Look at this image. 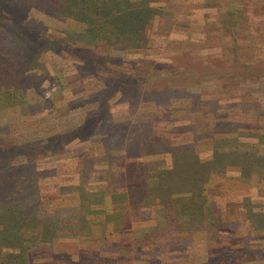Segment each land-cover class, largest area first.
<instances>
[{
	"label": "trees",
	"instance_id": "trees-1",
	"mask_svg": "<svg viewBox=\"0 0 264 264\" xmlns=\"http://www.w3.org/2000/svg\"><path fill=\"white\" fill-rule=\"evenodd\" d=\"M32 7L61 19H88L86 22L79 20L85 25L82 30L69 26L68 33L64 34L69 39L61 43H67L65 45L71 47L72 54L82 47L79 44H83L81 36L86 37L89 45V40L101 37L110 45L118 39L131 46L130 50L140 51L146 44L144 36L149 19L156 12L149 7L147 0H135V3L133 0H0V110L28 100L29 88L35 87L40 94H45L55 78L49 68L37 61L48 42L57 43L59 38L53 36L49 26L31 14ZM72 57L73 64H76L75 57L78 56ZM188 58L187 55L184 59L173 58L152 70L145 68L148 60L135 61L142 68H135V63L127 65L130 70L122 72L126 78L138 82L135 89L130 88L132 86L125 79L117 83H97L105 95L109 93L108 98L90 100L86 96L85 102L91 106L83 123L73 125L69 130H57L56 124L47 122L49 118L45 117L47 114L44 111L42 116L28 123V133L15 136L12 133L17 130L13 128L14 124L0 127V264H34L37 252L44 249L45 252L39 255L48 254L52 259L54 256L55 263L60 260L65 264H117L119 255H131L134 264H166L170 246L157 248L151 235L144 238L135 236L134 222L151 219L158 223L173 222L177 234L174 233L172 240L176 246L183 240L193 243V238L198 235L197 239L203 238L209 243L222 233H233L238 229L237 222L227 219L231 216L229 210L218 208L211 196L216 188H221L219 183L230 171L228 167L238 170V174L232 176L235 180L248 184L253 173L258 172L261 175L258 191L260 196H264V152L258 143L252 142V137H258V141L264 139V134L259 135L263 130L258 127L259 123H236L215 108L210 111L212 115L209 117L192 118L182 124L161 125L159 120L152 122L154 117L150 118V112L156 107L151 106L149 113L143 110L126 129L107 126L108 132L103 137L110 151L105 153L106 162L102 166H97L95 159L86 153L65 155L70 141L81 137L76 130L84 128L93 114H103L94 127H100L111 119L112 109L108 102L111 90L112 94L122 92V97L128 99H133L135 95L140 99L145 88L164 84L171 85L175 93L185 92L190 80L200 79L206 74L202 70L205 68L201 62L203 59L191 60L194 61L191 65L186 63ZM80 63L85 64L83 68L93 66L102 74L117 71L113 65L109 66L110 60L81 57ZM61 69L60 78L66 72H73L72 80L79 78L80 74L84 82L83 72H77L76 68ZM143 71L149 77L146 83L141 77ZM63 82L51 104L46 100L45 105H50V111L63 108L65 110L61 113L68 115L76 104L58 101L57 96L65 87ZM89 86L92 83L88 82ZM257 101L255 103L259 107L260 99ZM177 102L182 106L174 110L172 105ZM198 103L201 99L193 95L189 99H173L167 105L174 112L184 109L192 114L201 111ZM240 109L245 113L251 111L252 102H242ZM69 134L74 136L68 140ZM206 143L210 144L212 154L203 158L199 147ZM260 144L264 141L261 140ZM154 154H165L170 157V162L167 157L153 159L151 156ZM117 159H124L126 167L129 166V174L123 184L113 171ZM85 165L86 180L80 184L84 174L81 166ZM44 172L59 175L60 179H75L73 181L79 186L74 189L80 187L85 196H75V204L66 206L62 201L67 191L73 189L61 180L43 183L41 176ZM71 194H77V191ZM242 205L241 210L245 211L249 225L252 226L255 219L264 222V202L258 205L259 210L255 212L250 197H245ZM89 210L97 212L92 216L91 225L83 228L73 223L55 226L64 214L75 215L76 212L86 213ZM92 225L98 229L100 238L97 240L93 239ZM54 227L56 230L60 228L58 232L62 230V235L86 238L84 243L87 244L92 242L88 241L90 237L95 247L87 245L81 252L57 250L53 244ZM254 229L247 228V233L259 234V230L264 228ZM79 254L82 255L79 257ZM85 255L88 256L81 257ZM243 255L246 254L235 247H230L227 253L230 259L239 260Z\"/></svg>",
	"mask_w": 264,
	"mask_h": 264
},
{
	"label": "rangeland",
	"instance_id": "rangeland-1",
	"mask_svg": "<svg viewBox=\"0 0 264 264\" xmlns=\"http://www.w3.org/2000/svg\"><path fill=\"white\" fill-rule=\"evenodd\" d=\"M133 2L135 3V0ZM147 3L156 12L155 14L153 13L154 17L152 16L149 19L146 37L144 36L146 44L143 49L140 51L130 50L131 46L129 47L126 43L118 41V39L113 40L116 41L114 45H110L107 40L101 37L96 38L95 41L89 40V45L86 37L81 36L83 44H79L82 47L79 51L76 50L74 54L70 51L71 47L65 45L67 43H61L68 38V35L64 36V34L68 33L67 28L69 26L82 30L85 25L80 21L86 22L88 19L86 17H78V20L72 18L61 19L32 7L31 14L49 26L53 36L59 38L57 43L55 41L48 42L49 44L42 50L44 53L40 54L39 61H37L45 68H49L55 74V78L45 90V94H40L35 87L29 88L28 100L16 106L0 110V127L14 124L13 128L17 130L11 132L15 136L28 133V123L32 121L31 119L42 116L44 111L47 114L45 117L49 118L47 122L51 121L56 124L57 130H69L71 126L83 123V118L91 106L85 102L86 96H89L90 100L108 98L107 95L109 93L105 95L106 93L97 83L108 81L117 83L125 79L127 84L132 86L130 88H134L138 82L134 79L126 78L122 72L123 70H130L127 65L132 66L135 63L137 64L135 68H142V65L135 61L148 60L149 62L145 65V68L146 70L149 68L152 70L163 64V62L167 63L173 58L184 59L185 55H187L189 56V62L186 63L191 65L194 64V61L191 60L203 59L201 62H203L205 68L202 70L206 74L200 79L190 80L185 89L186 93H175L171 89V85L164 84L160 87L145 88L144 95L140 99L131 92L134 97L133 99H128L122 97V92L118 91L112 94L113 90H111L110 100L108 101L112 109L111 119L103 122L100 127H94L99 118L103 117V114H93L92 119L84 124V128L76 130V134L81 135V137L70 141L65 155L73 156L86 153L91 155L92 159H95L97 166H102L106 162L105 153L110 151L108 142L103 137V134L108 132L107 126L112 129H126L129 127L130 121L133 120L134 122L143 110L149 113L148 110L151 106L156 107V109H153L155 111L150 112L152 114L150 118L154 117L152 122L155 123L159 120L161 125L165 123L182 124L189 122L192 118L209 117L212 115L210 111L218 108L221 113L228 115L226 116L227 119L236 123L252 122L255 125L261 124L258 127L263 130L259 135L264 134V0H165V2L162 0H147ZM139 25L142 26V24ZM73 55L78 56L77 58L75 57V60L78 61L76 64H73ZM81 57L110 60L111 65L109 64V66L113 65L117 71L102 74L93 66L88 67L89 69L83 68L85 64L80 63ZM61 68L67 70L76 68L77 72H83L84 82H82L80 74L78 75L79 78L72 80L73 72H66L62 80L59 77L60 71H62ZM146 74L144 71L141 74L145 83L149 81V77ZM62 81H64L63 85L65 87L61 94L57 96L58 101L70 104L75 103L76 105L75 109H69L72 110L68 115L67 113L63 115L61 112L65 109L60 108L59 116V111L56 108L50 111V105H45V101L48 100L49 104H51L54 94ZM88 82L92 83V86L87 87ZM120 90H122V87ZM193 95L201 99V103L197 104L201 111L190 114L186 110L181 109L179 112H174V110L182 106V103H174L172 105L174 110H171L167 105L173 99L184 100L186 98L189 99ZM257 99H260L259 107L255 103L258 102ZM242 102H252V110L247 113L243 112L240 109ZM144 103L145 106L143 105ZM90 134H94V136ZM73 136V134H69L67 139L69 140ZM252 138H254L252 142L258 143L260 149L262 147L264 152V144H260L261 140L264 141V139L258 141V137ZM199 148L203 158L211 156L212 149L210 144H202ZM167 158L170 162V157ZM117 160L115 166L112 165L113 171L116 172V178L120 180V184H123L124 180H127L129 166L126 167L124 159ZM164 165L167 166L166 162ZM86 168L87 165L81 166V172L84 174L80 184H83L86 180ZM228 170L230 171L219 183L221 188L214 190L211 199L218 204V208H227L229 210L231 216L227 217V219L237 222L236 226L238 229L233 233H222L209 243L204 241L202 237V239H197L198 235L197 238H193L195 242L189 243V245L196 246L195 249H191L194 252L191 251L188 256L189 258L208 256L207 264H264V229H261L262 231L259 230V234L252 233L251 235L247 233V228L249 227L252 228V231L255 230L254 227L264 228V222L255 219L254 224L252 226L249 225L248 221H246L245 211L241 210L245 197L251 198L253 212L258 211V205L264 202V196H260L257 185L261 175L258 172L253 173L252 181L248 184L249 182L238 181L232 177L238 174V170L230 167H228ZM41 178L43 183L61 180L70 189H73L67 191V196L62 201L66 206L70 204L71 207L75 204V196L81 195L82 198L85 196V191L80 187L79 189H74L78 185V182L73 181L75 179H69L68 177L60 179L59 175L56 176L51 172H44ZM74 191H77V194L72 195L71 193ZM94 213L97 212L89 210L86 213L76 212L75 215L64 214L55 226L60 227L63 223H73L79 224L83 228L92 224ZM172 223H160V226L155 229L161 234L168 233L170 228H174ZM92 227L93 239L97 240L100 238L98 229L94 225ZM179 228L182 227L180 226ZM59 229L53 228L55 249H70L81 252V249L87 248V245L91 248L92 246L95 247L92 238L89 237L88 241L90 242L91 240L92 242L87 244V242L84 243L86 238L62 235V230L58 232ZM159 240L158 238L157 242ZM187 242V240H183L177 245L178 248L188 247ZM161 246L159 245L157 248H164ZM230 247L240 248L246 255L241 256L239 260L230 259L227 256ZM42 252H45V249L37 252L34 264H65L60 260L55 263L53 261L55 259L54 256L52 259L47 256L48 254L39 255ZM80 255L82 254H79V257ZM86 256L88 255L81 257ZM124 256L126 255H119L116 262L118 263L120 259L128 260ZM172 256V253L168 254L169 258ZM90 257H94V255H90Z\"/></svg>",
	"mask_w": 264,
	"mask_h": 264
},
{
	"label": "crops",
	"instance_id": "crops-1",
	"mask_svg": "<svg viewBox=\"0 0 264 264\" xmlns=\"http://www.w3.org/2000/svg\"><path fill=\"white\" fill-rule=\"evenodd\" d=\"M151 157L153 159H156V158H164L167 156H165V154H162V155L154 154ZM158 226H160V223H158L155 219L136 221V222H134V225H133V227L135 229L134 230L135 236H137V237L143 236V238H144L145 236L151 235L152 239L153 238L155 239L157 246L162 245L164 248H166V247L168 248L170 245L172 246V247H169V248H171L169 250V254L172 253L173 256L168 259V262L166 264H207L208 263V256H199V257L189 258L188 255L191 253V251H192L191 249H195L196 245H189L188 244V247L187 246L186 247L185 246L180 247L181 249H179L178 246L174 245V240H172V236L174 235V233L177 234V231L175 230V228H173V229L170 228L168 233L161 234L160 232H158L155 229L156 227L158 228ZM147 228H150V230H148ZM143 229H145V230L143 231ZM158 238L160 240L157 242ZM160 241H165V242H160ZM182 248H184V250H182ZM192 252H194V251H192ZM124 258H126V259L128 258V260L125 261L123 259H120L117 264H134V260H133V257L131 255H129V256L126 255V256H124ZM123 261H125V262H123Z\"/></svg>",
	"mask_w": 264,
	"mask_h": 264
}]
</instances>
